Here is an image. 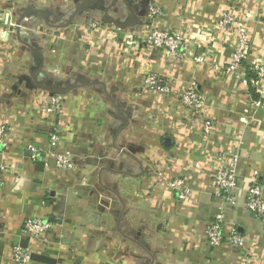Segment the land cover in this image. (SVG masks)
Returning <instances> with one entry per match:
<instances>
[{
  "label": "crops",
  "instance_id": "obj_1",
  "mask_svg": "<svg viewBox=\"0 0 264 264\" xmlns=\"http://www.w3.org/2000/svg\"><path fill=\"white\" fill-rule=\"evenodd\" d=\"M229 1L0 0V124L11 128L0 155V264H13L17 243L31 250L27 264H264V223L245 207L255 171L264 197V110L224 72L231 37L207 40ZM233 3L249 17L244 68L264 63V0ZM150 4L163 12L157 25L184 33L205 61L169 64L160 48H127L123 31L140 40ZM149 71L169 78L173 93L147 90ZM191 83L206 100L199 116L177 96ZM47 92L64 96L58 150L69 152L70 173L27 150L49 148ZM203 116L214 123L209 135ZM227 149L239 155L235 205L213 188ZM176 176L191 189L183 201L164 184ZM220 208L224 230L241 233L243 246L208 243ZM32 217L51 223L41 238L23 232Z\"/></svg>",
  "mask_w": 264,
  "mask_h": 264
},
{
  "label": "built area",
  "instance_id": "obj_2",
  "mask_svg": "<svg viewBox=\"0 0 264 264\" xmlns=\"http://www.w3.org/2000/svg\"><path fill=\"white\" fill-rule=\"evenodd\" d=\"M236 0H230L221 10L219 18L213 24L212 33L208 35L207 40H212L213 33L219 32L224 36H230V59L224 66V72L234 78L237 82L252 88L258 98H253L251 106L264 110V63L256 62L244 68V61L247 56L249 46L248 36V14L233 3ZM163 12L159 6L150 4L146 14L147 21L142 31L140 40H135V32L125 30L124 38L127 48L136 49L143 47L146 50L152 48L162 49L167 56L169 64L181 63L184 60H193L197 63L205 61L206 57L202 54L195 55L191 51V44L188 37L180 31H172L168 28L157 25L156 19ZM96 27V23L91 24ZM143 86L152 92L161 95L172 94L170 79L166 76L149 71L143 76ZM41 105V111L44 115V124L47 129L49 148L42 150L40 147L30 143L27 145L29 157L32 161L41 159L44 165L58 172L70 173L75 164L69 156V152H60L58 150L63 137V132L58 124L59 116L62 112V103L64 96L60 92H47ZM179 102L185 108L200 114L206 104L205 97L195 87L194 83L184 87L177 92ZM199 116V115H198ZM201 132L203 135L211 134L214 123L212 119L201 117ZM11 128L6 124H0V155L3 148L7 145V134ZM218 168L213 180L215 194L221 198L224 204L235 205L237 184V164L239 155L232 149L219 152L217 155ZM0 164V169H4ZM162 176V173L159 172ZM164 184L174 190L179 201L190 197L191 189L188 186L187 179L182 176H176L164 181ZM245 207L247 210L264 223V197L262 185L258 180V174L255 171L250 178V183L245 192ZM224 211L222 208L214 214L212 220L207 224L205 236L208 243L217 247L223 242H227L231 247L237 248L245 244V237L236 229L226 232L223 228ZM51 227V223L40 217L28 218L23 223V232L31 238H41L42 234ZM11 258L13 264H27L31 259V250L27 246L19 243L12 246Z\"/></svg>",
  "mask_w": 264,
  "mask_h": 264
}]
</instances>
